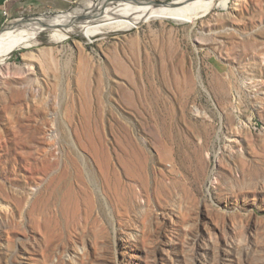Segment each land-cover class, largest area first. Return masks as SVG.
<instances>
[{
	"label": "rangeland",
	"instance_id": "rangeland-1",
	"mask_svg": "<svg viewBox=\"0 0 264 264\" xmlns=\"http://www.w3.org/2000/svg\"><path fill=\"white\" fill-rule=\"evenodd\" d=\"M82 1L0 0L77 30L0 74V264H264V0L131 30Z\"/></svg>",
	"mask_w": 264,
	"mask_h": 264
},
{
	"label": "bare ground",
	"instance_id": "bare-ground-1",
	"mask_svg": "<svg viewBox=\"0 0 264 264\" xmlns=\"http://www.w3.org/2000/svg\"><path fill=\"white\" fill-rule=\"evenodd\" d=\"M228 2L229 0H174L171 5L154 6L148 3L124 1L112 9L116 14L114 17H118L116 27L106 30H131L138 24L150 20L173 21L182 24L197 20L216 7L226 8ZM82 3L96 4L90 0H83L80 4L84 5ZM70 13L43 15L28 20L20 19L10 22L0 32V74L4 75L10 70L9 60L15 51L34 46L41 34L48 33L49 42H64L68 39L69 34L77 32L68 25L73 19V13L72 16ZM88 18L93 19L95 16L92 15ZM89 22L94 24L96 18ZM81 31L87 39L102 33V30L97 26H89Z\"/></svg>",
	"mask_w": 264,
	"mask_h": 264
},
{
	"label": "water",
	"instance_id": "water-1",
	"mask_svg": "<svg viewBox=\"0 0 264 264\" xmlns=\"http://www.w3.org/2000/svg\"><path fill=\"white\" fill-rule=\"evenodd\" d=\"M114 1H117V0H114ZM133 2H141V3H144V4H151V5H154V6H157V5H171L172 4V1L170 2H166V3H163V2H158V1H152V0H148V1H137V0H132ZM71 12V11H70ZM68 13V12H67ZM81 17V18H80ZM31 18H34V17H26V18H23L25 20H28V19H31ZM82 19V16H77L74 18V24H79L78 21ZM84 20V19H83ZM7 26H4L3 28H5ZM2 28V29H3ZM2 29L0 31H2Z\"/></svg>",
	"mask_w": 264,
	"mask_h": 264
}]
</instances>
